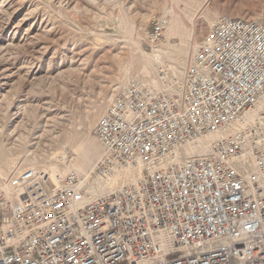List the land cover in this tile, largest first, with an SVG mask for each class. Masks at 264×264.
Instances as JSON below:
<instances>
[{"label":"built area","instance_id":"2783aa9c","mask_svg":"<svg viewBox=\"0 0 264 264\" xmlns=\"http://www.w3.org/2000/svg\"><path fill=\"white\" fill-rule=\"evenodd\" d=\"M168 25L151 18L150 45ZM154 66L97 119L88 175L2 180L0 264H264V21L221 13L181 72Z\"/></svg>","mask_w":264,"mask_h":264},{"label":"rangeland","instance_id":"374dc122","mask_svg":"<svg viewBox=\"0 0 264 264\" xmlns=\"http://www.w3.org/2000/svg\"><path fill=\"white\" fill-rule=\"evenodd\" d=\"M221 13L264 21V0H0V184L36 166L55 181L91 142L99 155L79 173L88 175L102 154L92 129L114 95L150 76L156 58L181 70ZM153 16L169 19L156 46L146 38Z\"/></svg>","mask_w":264,"mask_h":264},{"label":"bare ground","instance_id":"6f19581e","mask_svg":"<svg viewBox=\"0 0 264 264\" xmlns=\"http://www.w3.org/2000/svg\"><path fill=\"white\" fill-rule=\"evenodd\" d=\"M179 22L180 19L178 17H176L175 15L172 17V24L171 26H169L170 32H174L176 30H178L179 28ZM213 23V22H212ZM168 28V27H167ZM168 29V30H169ZM163 52V51H162ZM165 53V52H164ZM180 54L182 56H184V51L180 52ZM150 65V60L148 59V57L143 60H141V69L144 72L148 71V67ZM173 68L174 71L177 72H181V70H177L176 68H174V66H171ZM149 73V72H148ZM140 78H144V77H140ZM104 103H101L99 105V109H103L104 108ZM99 155V152L97 151V149L93 148L91 142L88 144H85L84 146H82V149L79 151L78 156L73 160V162L71 164H69L67 166V170H74L77 173H85L86 170L92 165L90 164L94 159H96ZM90 164V165H89ZM66 169V168H65ZM64 170V169H63ZM67 172V171H66ZM128 174V173H127ZM130 177V176H128ZM110 178V177H109ZM53 179V178H52ZM129 179V178H127ZM54 180V179H53ZM116 180H119L118 177ZM121 180V179H120ZM57 181V180H55ZM108 181V179L106 180ZM110 181H108L109 183ZM118 183V181H116ZM131 182V181H130ZM129 183V182H128ZM91 185V192L93 193V195H101L103 194L107 189H112L115 187L116 184L112 183L107 187V183H103V182H98L96 185ZM88 185V186H89ZM90 187V186H89Z\"/></svg>","mask_w":264,"mask_h":264}]
</instances>
